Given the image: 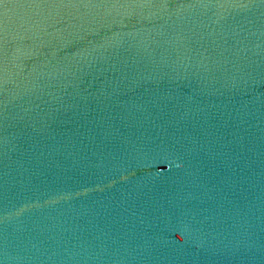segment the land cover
I'll list each match as a JSON object with an SVG mask.
<instances>
[{
	"label": "water",
	"instance_id": "obj_1",
	"mask_svg": "<svg viewBox=\"0 0 264 264\" xmlns=\"http://www.w3.org/2000/svg\"><path fill=\"white\" fill-rule=\"evenodd\" d=\"M0 264H264V0H0Z\"/></svg>",
	"mask_w": 264,
	"mask_h": 264
}]
</instances>
